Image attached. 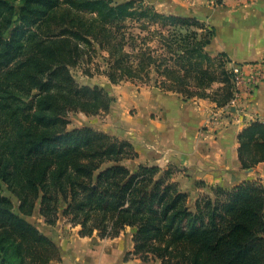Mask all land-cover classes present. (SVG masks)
<instances>
[{
  "label": "trees",
  "instance_id": "trees-1",
  "mask_svg": "<svg viewBox=\"0 0 264 264\" xmlns=\"http://www.w3.org/2000/svg\"><path fill=\"white\" fill-rule=\"evenodd\" d=\"M136 19L147 29L157 26L165 53L144 46L133 60L121 31ZM214 35L199 19L144 1L0 0V253L12 256L11 264L62 259L56 242L26 218L39 201L48 224L62 213L81 236L116 237L134 227L126 258L144 264H264L260 180L217 186L191 207L177 166L134 170L126 164L139 155L132 142L89 126L67 128L70 112L109 113L116 102L107 89L80 84L71 72L96 43L113 58L106 71L113 84L156 72L163 91L227 105L238 75L227 68L226 53L206 51ZM217 60L223 63L215 69L205 65ZM215 83L223 86L214 89ZM238 139L242 168L264 162V122H251ZM4 185L19 200V212Z\"/></svg>",
  "mask_w": 264,
  "mask_h": 264
},
{
  "label": "crops",
  "instance_id": "crops-1",
  "mask_svg": "<svg viewBox=\"0 0 264 264\" xmlns=\"http://www.w3.org/2000/svg\"><path fill=\"white\" fill-rule=\"evenodd\" d=\"M223 1V6L206 7V19L201 21L215 28L206 51L211 56L226 53L231 59L227 68L238 75L241 93L236 103L228 108L211 98L184 99L176 92L163 91L154 82L142 88L135 86L136 95L130 98L118 90L120 84L109 80V92L117 101L105 123L100 124L101 131L135 145L139 155L134 160L139 164L164 169L177 166L176 180L188 193L191 207L200 193L211 192L214 186H235L252 175L264 177V162L252 170L244 169L238 152L239 133L253 121L264 122V0ZM203 11L198 10V14ZM248 88L251 91H243ZM132 103L138 112L129 118L126 111ZM118 117L126 121L120 123ZM72 231L79 238L52 234L62 255L52 264H144L137 256L126 258L134 249V227L127 226L108 240L96 234L81 237L78 226ZM124 235L130 239L127 245Z\"/></svg>",
  "mask_w": 264,
  "mask_h": 264
},
{
  "label": "rangeland",
  "instance_id": "rangeland-1",
  "mask_svg": "<svg viewBox=\"0 0 264 264\" xmlns=\"http://www.w3.org/2000/svg\"><path fill=\"white\" fill-rule=\"evenodd\" d=\"M113 1L115 3H122L127 0H113ZM136 1H144L147 4L154 6L158 11L164 12L166 14L173 13V14H177L180 16L196 18L199 20L206 19L205 14H207L208 12L207 8L209 7V5H215V6L225 5L223 0H136ZM202 7L205 8L204 11ZM200 9L201 11L205 13L198 14V10ZM145 26L146 25L144 24V20L136 19V20L128 21L122 27L121 32L124 33L126 36V40L128 43L127 49L132 53L134 61H136L137 59L136 56L139 53L140 48H144V46H151V48L158 55L165 53V51H163L162 48L160 47L161 46L160 39L156 38V34H154L153 32L157 26L155 27L152 26L149 29H147ZM193 28L195 29V27ZM198 32L200 31L198 30ZM112 62H113V58L109 55L108 51L100 48L99 44L96 43L95 49L90 48L88 51H86L80 63L77 66L71 67V72L73 76L75 77V79L77 80V82H79L80 84L88 85V86H100L109 91L111 90L112 86L108 83L109 79L106 75V71L111 68L110 64H112ZM221 63H223V61L217 60V61H214L213 63L206 61L205 65H210L211 68L215 69ZM170 64L172 65L174 63L170 61ZM158 77L159 76L156 72H152L149 76L144 74V76H142L141 78L124 79L123 81L119 83L121 86L118 88V90H120L121 92H124L127 96H130L131 98V95L133 93H135L136 95L135 86H141L142 88V87H145V85L147 86L153 85V82L155 83ZM220 86H221L220 84L216 83L214 84L213 87L214 89H217ZM235 86L237 88L238 84L236 83ZM240 90L241 89L235 91V95L237 93L239 95L241 93ZM244 90L247 92L251 91L249 88L243 89V91ZM130 106L131 107H129V109H127L126 111V116L129 118H131V116H135L138 112L136 105L132 103V105ZM107 114L108 113L103 112L97 115H88L85 112H73L72 111L68 114V117H67L68 119L67 128L68 130H72L75 128L89 126L96 130L101 131L100 124L102 122L105 123L104 121L105 119H107ZM118 119L120 123H123L124 122L123 120H125L124 118H121V117H118ZM126 164L129 165L134 170L138 167V165H140L138 161L136 160L127 161ZM247 180H260L264 184V177L260 178V177H256L255 175H252ZM215 187L217 186H214L213 188ZM2 191L5 196L11 197V199L13 200L15 204L16 211L19 212L20 203H19V200L16 198V196H14L5 185L3 186ZM208 194H212V191L211 192L204 191L200 193L199 196L208 195ZM40 207H41V204L39 201L37 202L34 212L30 215H26V218L28 221H30L35 226H37L43 233L48 235L50 238H52V234L54 233L61 234L62 236L65 237V239L79 238L78 235H76V232L72 231V228H76L77 226H72L70 223H68L67 219L63 217L62 213L60 214L61 218L58 221V223L55 225H50L46 222L45 218L41 214ZM78 228L80 230V226H78ZM109 238H115V237H105L103 239L108 240ZM124 239H125L124 244L127 245L130 243V239L128 235H124L123 240ZM0 256H1L0 264H11L10 260L12 259V256L10 257L5 256L4 253H0ZM53 262H50L49 264H52Z\"/></svg>",
  "mask_w": 264,
  "mask_h": 264
},
{
  "label": "built area",
  "instance_id": "built-area-1",
  "mask_svg": "<svg viewBox=\"0 0 264 264\" xmlns=\"http://www.w3.org/2000/svg\"><path fill=\"white\" fill-rule=\"evenodd\" d=\"M239 81V80H238ZM237 81V83H238ZM239 90V89H238ZM238 93L233 97V99L227 104V107L230 108L232 105H234L238 99Z\"/></svg>",
  "mask_w": 264,
  "mask_h": 264
},
{
  "label": "water",
  "instance_id": "water-1",
  "mask_svg": "<svg viewBox=\"0 0 264 264\" xmlns=\"http://www.w3.org/2000/svg\"><path fill=\"white\" fill-rule=\"evenodd\" d=\"M250 170H252V169H250Z\"/></svg>",
  "mask_w": 264,
  "mask_h": 264
}]
</instances>
